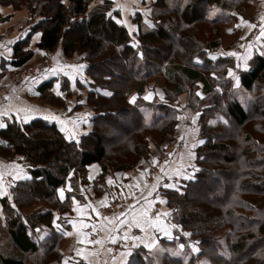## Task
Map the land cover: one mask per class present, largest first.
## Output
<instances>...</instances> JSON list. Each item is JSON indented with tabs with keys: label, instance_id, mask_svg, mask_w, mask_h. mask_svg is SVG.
<instances>
[{
	"label": "trees",
	"instance_id": "1",
	"mask_svg": "<svg viewBox=\"0 0 264 264\" xmlns=\"http://www.w3.org/2000/svg\"><path fill=\"white\" fill-rule=\"evenodd\" d=\"M41 1L39 18L14 45L12 60H1L0 80L8 65L25 66L35 49L49 53L61 46L68 58L86 54V75L91 79L87 105L94 109L92 129L77 142L44 119L28 123L5 119L7 127L0 129V155L7 161L22 157L30 179L11 187V199L0 197V264H64L61 244L66 240L64 230L69 228L64 214L72 211L74 199L85 201L88 167L101 166L94 183L95 195L100 196L107 191V175L132 169L131 163L118 161L110 150L113 143L126 146L133 136L144 132H158V143L172 139L179 109L143 97L151 79L159 75L167 86H173L167 95L171 103L189 85L182 111L189 117L199 114V137L205 141L196 149L194 179L183 182L179 191H165L175 224L190 237L175 231L183 249L176 242L160 239L156 250L136 248L128 264H264V57L256 55L248 70L239 71L242 88L251 92L243 104L231 97L234 88L228 72L235 61L216 50L221 39L219 26L235 21L237 15L250 19L247 13L257 0H153L152 26L135 17L136 40L108 15L112 12L109 0ZM23 2L0 0V5L18 7ZM218 11L225 15L217 16ZM30 12H35L33 6ZM4 20L0 15V22ZM35 34L39 39L33 43ZM58 81L66 98H71L73 91L66 77L42 83L37 89L39 98L65 107L66 98L53 92ZM132 93L138 96L134 102ZM118 118L129 126L116 141L112 134L119 130V122L112 124ZM253 122V130L261 137L246 127ZM133 149L137 158L148 154L146 142H137ZM68 185L73 189L62 200L59 190ZM34 201L49 205L27 216L24 209ZM193 242L198 243V254L191 251Z\"/></svg>",
	"mask_w": 264,
	"mask_h": 264
},
{
	"label": "crops",
	"instance_id": "2",
	"mask_svg": "<svg viewBox=\"0 0 264 264\" xmlns=\"http://www.w3.org/2000/svg\"><path fill=\"white\" fill-rule=\"evenodd\" d=\"M109 1L112 2L111 13L113 18L124 25L131 35L135 36L138 29L137 22H135L136 16H140L147 25H153L151 20L152 11L150 9L153 0ZM255 7L256 13L252 20L237 15L235 21L226 22L233 26L231 27L232 32L237 33L238 37L234 42L235 46L231 47V49L221 46L220 50H217L218 55L229 56L234 59L235 66L231 69L234 76L228 75V78L234 84L233 88L238 90H243L239 71L248 70L253 58L256 55H261V52L264 51V35H261V28H264V0H257ZM0 15L6 18L4 22H0V62L2 59L11 61L14 45L21 37H25L29 33V27L26 24L28 17L23 10L15 11L13 8L3 5H0ZM241 18H243V22ZM249 25H254V27ZM38 39L39 35L35 34L32 39L33 43L37 42ZM233 52L236 53V56L230 55ZM35 54H40L43 57L54 55L57 57L58 62L52 64V67L44 75L24 85H13L11 83V76L19 71L20 68L8 65L6 75L0 80V90L2 91H0V110L9 111L12 119L14 118L23 123H25L23 121L25 115V112L22 111L23 109H28L30 113L26 123L38 118L58 117L59 119L44 120L55 123L68 139L78 142L84 134H87L92 129L91 119L93 111H89L86 106L82 111H72L70 108L65 107L47 109L42 104L36 103L39 98L37 89L45 81L66 77L70 82L73 97L66 98L65 92L61 91L60 81L55 83L53 92L62 98H66L68 103L72 99L79 97L80 94L86 97L89 91V83L91 82V79L86 75L87 64L83 61L71 62L70 59L65 57L61 49L57 52L49 53L35 49ZM261 56L264 57V55ZM237 64L240 67H237ZM236 78H238V85ZM79 84L86 87V89H81L78 86ZM146 94H143L145 99ZM133 97L136 100L138 96L134 95ZM149 99L147 98L146 100ZM18 110H21L19 111L21 119L16 118ZM181 117H179V126H181L182 122ZM6 118L8 117L5 116L3 118L4 121ZM196 119L193 118L195 121ZM195 134H191L190 138L192 140H194V136L198 138V133L197 135ZM199 141L193 150L188 147L185 149L179 148L177 152L169 154L168 159L164 162L159 161L162 170L153 183H148L147 181L152 170H149V167L144 165L145 168L140 169V173H138V170L133 172V174L127 172L124 174L118 173L114 177L108 176L106 179L107 191L101 196L95 195L93 187L94 182L102 172L101 168L98 164L90 165L88 168L90 184L84 190L85 201L81 202L75 199L72 211L64 214L69 227L64 231L66 239L70 241L71 245L64 255L63 263L128 264L131 255H121L122 253L131 252L132 254L139 247L153 250L159 245L160 239L172 240L174 229H177V226L171 221L172 211L168 206L165 191L177 190L183 185V182L194 179L196 170L195 151L202 145ZM190 147H192V144ZM157 158L154 164L158 160ZM19 160L10 162L0 157V186L7 193V195L0 197L11 196V187L16 182L30 179L28 166L21 158ZM152 166L150 165L151 168ZM185 176L188 178L186 179ZM109 179H111V183H109ZM63 190V197H61L59 191V196L62 200L66 198V190L69 191V189ZM118 197H124L123 202L130 201L131 206L119 215L109 214L108 210L117 204ZM161 201L164 202L161 203ZM145 210L154 221L157 218L159 219L160 223L168 229V234L155 227H147L146 231H141L134 223H132L131 227H128L127 222L131 221L133 217L139 216ZM0 217L3 218L1 205ZM121 220H125L126 223L121 225L119 223ZM172 225L176 227H172ZM125 229H127V232H125ZM183 234L185 235V233ZM125 235L128 237L127 240L123 238ZM133 237H140L141 239H133ZM117 243H120V246L116 247ZM145 244H151L152 247H145ZM112 249L114 256L109 258V252Z\"/></svg>",
	"mask_w": 264,
	"mask_h": 264
},
{
	"label": "rangeland",
	"instance_id": "3",
	"mask_svg": "<svg viewBox=\"0 0 264 264\" xmlns=\"http://www.w3.org/2000/svg\"><path fill=\"white\" fill-rule=\"evenodd\" d=\"M42 2L43 1H41V0H24V2L22 4H20L18 7H14L11 5H9V6L7 5V7H11L15 11L23 10L25 15H27V17H28L26 24H27V26H29V25H31V23H34V21L38 20L39 11L41 9ZM3 6H5V5H3ZM31 6H33L35 8V12L33 14H31V12H30ZM94 6L95 5L93 4L92 7H94ZM153 6H154V1L150 6L151 11L153 10ZM255 6L256 5H254V7L251 8L250 11L247 13V17H249L250 20L253 19L254 15L256 13V7ZM224 15H225V13L222 11H218V13H217V16H220V17L224 16ZM5 20H6V18H5ZM226 22L222 23L219 26L221 39H220V44L216 48V50H220L221 46L225 47L227 49L228 48L231 49V47L235 46L234 42L237 40L238 34L235 32H232L231 27H233V26L230 25L229 23H226ZM204 34L205 33H202V36ZM132 37H133V39L136 40V36L132 35ZM59 49L62 50V47L59 46L55 51L57 52ZM221 50H223V49H221ZM54 57H55L54 55L43 57L40 54H37V55L35 54L34 57L25 66L20 68L19 71L13 73V75L11 76V83L13 85H16V84L17 85L18 84L24 85V84H26L32 80H35V79L41 77L42 75H44V73L48 69H50V67H52V64L58 62V60L56 59L57 57H55V59H54ZM66 58H68V57H66ZM68 59H70L71 62L76 63V61H83L86 64H88L87 59H86V54H81V55L75 54L73 57H70ZM107 67H108V70H110V72L111 71L113 72L114 69L111 66H107ZM121 73H123V72H121ZM165 85H166V79L164 78V76H162V75L155 76L153 79H151V82H149V84L147 85L144 93H147L146 97L150 98L149 100L145 99L146 101L153 102L155 100L158 103L173 105L174 107L179 109L180 114L178 115V124H177V127L175 129V132L173 134L172 139H168L163 143H158L156 141L157 140L156 137L158 136V132H144V133H140L138 135L133 136V138L131 140H129L130 142L126 146L125 145L116 146V144L113 143L110 150L115 152L116 158L118 159V161L122 162V163H131L132 169L127 170V171H116L114 173L111 172L112 174L107 175L106 179L108 178V176L114 177L118 173L124 174V173L128 172V173L133 174V172L138 171V170H139L138 173H140L141 172L140 169L145 168V166H146V167H149V170H152V173H151V171H150L151 174L149 173L150 175H149V178L147 179V181H148V183H153V181L156 178H158V176L161 173L162 169H161L160 164H159L160 162H164L165 160H167L169 154L177 152V150H179V148L185 149L188 147V148H192V150H193L195 148V145L198 142V140H201V138L199 137V135H200L199 114L194 113L193 115H191L192 117H189L187 113L185 114L182 111L186 107L187 102H188V95H189L188 90L190 88L189 85L185 86V92L183 94L177 96L173 100L174 103H171L172 101H169V98H167L168 91H169V89H172L173 86L171 84H169L168 86L166 85L167 86V88H166ZM201 89H202V85H200V87L198 88L199 93L201 92ZM134 95H137V93H132L130 96V100H131V98H133ZM250 95H251V92H249L248 90H245L244 88H243V90H238V89L234 88V96L231 95V97L238 98L243 104H247ZM87 96H88V94H87ZM87 96L85 97V95L83 96V94H80L79 97H77L76 99H72L71 101H69V103L66 100L65 108H70V110H72V111H78V110L82 111L86 106L89 108V111H93V115H94L93 107L90 105H87ZM37 100H36L37 101L36 103H39L40 105L42 104L47 109H52L54 107H60V106H55V105L49 104L41 98H38ZM53 102L59 104L58 100H53ZM81 103H84V104H81ZM180 116H182L181 117L182 118L181 126H179V117ZM193 118H197L195 121V124H192ZM118 122H119V124H118ZM112 125H115V126L117 125L116 127L119 129L117 132H113V134H112L113 137L116 139V141H118L117 139H119L123 136V133L125 132L124 130H125L126 126H129V125H127L124 121H122L119 118L115 119V122H113ZM255 126H256V124L254 122L250 123L249 125H246V127L251 129V130H253L255 128ZM107 131L112 132V129L109 128V129H107ZM194 133H196L195 135H197V133H198V135H197L198 138L194 136V140H192L190 138V136H191V134L194 135ZM253 134L256 137L262 136L260 133H257L255 130H253ZM139 141L147 143V151H148L147 153L148 154H146L144 157H140V158L138 157L137 158L133 147ZM183 143H186V145L183 146ZM191 144H192V147H190ZM195 153H196V151H195ZM0 157L3 158L1 155H0ZM20 158L24 161V159L22 157H17L15 160L10 161V162L18 161ZM156 158L158 160L155 162V164H156L155 165L154 161ZM196 158H197V156H196ZM152 164H154V165L152 166ZM150 165L152 166V168L150 167ZM100 168H101V166H100ZM88 173H89V169H88ZM100 175H101V173H100ZM100 175L98 177H100ZM227 178L231 180L229 175H227ZM88 184H90V183H88ZM106 186H107V182H106ZM93 187H94V185H93ZM67 188L69 189V191H72V189H73L72 185L71 186L68 185L64 189H67ZM105 193H106V191L103 192L101 195H103ZM166 199H167V197H166ZM123 200H124V197L123 198L118 197V200L116 201L117 204L115 206H113L112 209L110 208L108 210L109 214L112 213L114 215H119L120 213H123L124 210H126L127 208L129 209V207L131 206L130 201H125L127 203L126 204L125 202H123ZM48 205H49L48 202L45 203L43 201H37V202L34 201V203H32L29 207H26L24 209V213L27 216H29L35 210H45L48 207ZM171 211H172L171 221L173 223H175L174 219H173L174 218V210L171 209ZM1 220L3 221V219H1ZM176 226H177V229L176 228L174 229V236H173L172 240H167V241L176 242V244L175 243L174 244L176 246L178 245V247H179L181 244L177 243L179 240V236L177 235V238L175 237V231H177V233H179L180 235H183V237L189 238L190 235L186 236V235L182 234L180 225L176 224ZM183 233H188V232H183ZM2 243H6L5 238L2 239ZM70 245H71L70 241L67 239L61 244V251L63 253V256L68 251ZM115 246L116 247L120 246V243H117ZM193 246H195L199 249L198 243H195V242L190 243V248H191L192 253L198 254L200 250L198 252L193 251L192 250ZM157 248H158V246L156 248H154L153 250H156ZM149 251H151V250H149ZM113 253H114V251L112 249V251L109 252L108 257L111 258L112 256H114Z\"/></svg>",
	"mask_w": 264,
	"mask_h": 264
},
{
	"label": "snow or ice",
	"instance_id": "4",
	"mask_svg": "<svg viewBox=\"0 0 264 264\" xmlns=\"http://www.w3.org/2000/svg\"><path fill=\"white\" fill-rule=\"evenodd\" d=\"M185 3H187V0H185ZM108 15L111 16L112 13L109 12ZM241 20L243 22V18H241ZM249 26L250 27H254V25H249ZM37 35H39V34H37ZM261 35H264V28H261ZM230 55L236 56V53L233 52V53H230ZM261 55H264V51L261 52ZM212 58L215 59V57H212ZM237 67H240V65L237 64ZM228 75L229 76H234L233 71L231 69L229 70ZM236 79H237V85H238V78H236ZM106 94L110 95L111 93L106 92ZM198 95H199V93H198ZM146 99H147V97H146ZM134 101H135V97L132 98V102H134ZM19 111H21V110H18V112H17V116H16L17 119H21V117L19 116ZM22 111L25 112V115L23 117V121L26 123L28 121V119H29L30 113H29V110L28 109H23ZM5 116H7L9 119H12L9 111L0 110V128L7 127V125H6V123H5L4 119H3ZM44 119H59V118L58 117H44ZM223 122L225 124L228 123L227 120H224ZM193 124H195V120H193ZM204 142L205 141H203V140H200L199 141V143H201V144H203ZM185 178L187 179L188 177L185 176ZM109 183H111V179H109ZM179 190L180 189H177V191H179ZM59 191H60L61 197H63L64 190L61 188ZM4 195H7V193L4 191L3 187L0 186V196H4ZM9 199H11L10 196H9ZM163 202L164 201H161V203H163ZM14 206L15 205H13V207ZM119 223L121 225H123V224L126 223V221L125 220H121ZM127 223H128V227H131L132 226V223H134L137 228H140L141 229V231H146V228L147 227H155V228H158L159 230L163 231L165 234H168V229L164 225H162L160 223L159 219L157 218L154 221L153 218L148 215V213H147L146 210L144 212L140 213L139 216L133 217L132 220L131 221H128ZM172 227H176V226L175 225H172ZM93 230H95V229L93 228ZM125 232H127V229H125ZM185 235H190V233H185ZM123 238L125 240H127L128 237H127V235H125ZM133 239H141V238L140 237H133ZM94 242H98V241H94ZM145 247L151 248L152 245L151 244H145ZM179 247L181 249H183L184 248V245L181 244ZM192 250L193 251H197V252L199 251V249L197 247H195V246H193V249ZM121 255H129L130 256L131 255V252L122 253Z\"/></svg>",
	"mask_w": 264,
	"mask_h": 264
},
{
	"label": "built area",
	"instance_id": "5",
	"mask_svg": "<svg viewBox=\"0 0 264 264\" xmlns=\"http://www.w3.org/2000/svg\"><path fill=\"white\" fill-rule=\"evenodd\" d=\"M186 145V143H183V146H185ZM120 206V205H119ZM119 208V207H118Z\"/></svg>",
	"mask_w": 264,
	"mask_h": 264
}]
</instances>
